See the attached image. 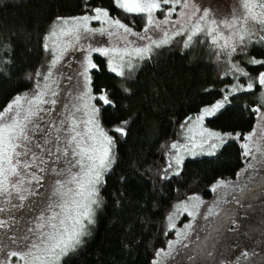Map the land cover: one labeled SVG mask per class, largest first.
Instances as JSON below:
<instances>
[{"label": "trees", "instance_id": "trees-1", "mask_svg": "<svg viewBox=\"0 0 264 264\" xmlns=\"http://www.w3.org/2000/svg\"><path fill=\"white\" fill-rule=\"evenodd\" d=\"M87 5L85 0H0V41L7 46L11 40L14 65L0 72V110L15 95L33 88L38 69L47 70L50 53L42 47L43 37L57 17L89 15L92 8L102 7L134 33L146 27L144 14L124 13L114 0H87ZM183 41L176 37L123 77L109 73L105 60L96 57L101 69L93 72L92 91L104 92L113 101L104 105L96 100L101 124L110 130L127 120L128 134H116L115 163L105 176L104 203L89 228L91 234L61 264H151L171 237L165 232L166 211L193 194L209 197L212 184L233 179L244 166L241 141L254 126L252 109L260 103L262 89L228 95L234 85L249 82L247 77L237 79L230 65L238 63L257 76L264 67L248 61L264 60V45L253 43L231 60H217V50L206 39L197 37L188 48ZM225 95L228 104L205 123L242 136L227 141L213 156L186 159L177 175L163 179L170 146L181 138V125Z\"/></svg>", "mask_w": 264, "mask_h": 264}, {"label": "snow or ice", "instance_id": "snow-or-ice-1", "mask_svg": "<svg viewBox=\"0 0 264 264\" xmlns=\"http://www.w3.org/2000/svg\"><path fill=\"white\" fill-rule=\"evenodd\" d=\"M114 4L124 13L146 15L150 28L162 29V26L172 24V31L163 29L161 39L152 40L151 45L136 47L131 51L127 47L89 49L82 62L83 92L76 97L69 94V102L65 103L58 86L53 87L57 84L53 73L69 46L80 40L82 32L108 31L110 36L121 42L127 41L128 35L135 36L136 33L119 19H111L109 12L102 7L92 8L93 15L69 19L57 17L53 22L42 44L44 51L52 56L47 70L38 69L34 73L38 79L34 80L33 88L15 95L0 110V201L12 208H19L24 207L23 202L28 196L39 195L40 200L32 202V206L42 205L39 215L35 217L34 227L29 228L22 237L13 239L16 249L9 250L8 258L0 259V264H11L12 258H16L17 264H61L63 258L80 246L85 236L91 234L89 226L96 223L97 209L104 203L101 189L106 183L105 176L115 163L116 134L119 137L127 136L128 121H120L110 130L102 126L101 109L91 104V100L98 99L104 105H112L113 101L106 93L98 97L92 95L89 73L97 65L92 62L91 52L108 56L109 70L123 76L125 67H133V56L143 59L152 52L153 45L161 47L176 36L186 37L183 41L185 48L190 47L199 35L211 37V43L217 50V60L221 56L231 60L238 50L245 51L253 43L264 45V0H235L231 11L223 17L216 16L213 11L215 4L202 6L198 0H114ZM164 5L171 7L164 13L165 18L158 21L154 13L162 11ZM85 6L88 7L87 0ZM177 6L180 8V19L172 22L169 17ZM90 21H101L109 27L89 28ZM248 63L264 67L262 59H250ZM5 65H13L11 40L7 46L0 41V72H3ZM230 69L238 74L237 79L243 76L249 82L246 86L234 85L228 90V95L264 89V71L253 77L238 63H231ZM228 95L211 107L203 108L199 115L189 117L181 125L188 133L186 140L189 143L171 145L176 150L172 158L176 165L182 163V150L197 154L195 149L203 148L209 140L223 145L242 136L241 133L210 131L203 126L206 118L215 116L225 107ZM259 100L261 106L252 109L258 122L247 135H243L241 147L245 158L264 163V111L261 110L264 95ZM109 131L113 134L110 135ZM219 145L214 142L210 147L216 149ZM248 167H254V164L249 163ZM40 188H45V192L39 193ZM24 193H28V196ZM13 198L21 204L12 205ZM180 207L189 211L187 205ZM196 207L192 205L190 214L194 215ZM6 210L0 207V212ZM2 227L4 224L0 223ZM0 251H3L2 247ZM168 255L170 253L157 251L156 257L161 260H154L153 264H162V258Z\"/></svg>", "mask_w": 264, "mask_h": 264}, {"label": "rangeland", "instance_id": "rangeland-1", "mask_svg": "<svg viewBox=\"0 0 264 264\" xmlns=\"http://www.w3.org/2000/svg\"><path fill=\"white\" fill-rule=\"evenodd\" d=\"M202 6H209L215 4L213 11L217 17H223L228 12L231 11L235 0H198ZM170 5L163 6V13L159 16V12L154 13L156 20H163L165 18L164 13L170 8ZM180 8L177 6L176 11L173 12L169 20L175 22L180 19ZM94 14V13H93ZM89 14V15H93ZM146 16V15H145ZM77 17V16H76ZM109 17L112 18L110 15ZM72 18V17H70ZM69 19V18H65ZM108 25L103 24L101 21H90L89 28L93 29H108ZM145 29H148L145 32ZM163 29H168L172 31V24L162 26V29H153L150 28L147 23L146 17V27L142 32L136 33L135 36L128 35L127 41L121 42L108 34V31L103 33L101 32H90V33H81V38L79 41H74L71 46H69L68 51L64 53L61 62L57 65L53 73V79L57 81V84H54L53 87L58 86V90L63 94L62 99L65 103L69 102V94L72 97L79 96L83 92L84 79L81 73L83 72L82 62L85 55H88V50L91 48H124L127 47L129 51L136 47H145L151 45L152 40H159L163 37ZM122 31V30H121ZM143 37V38H142ZM178 37V36H176ZM174 37L171 42L176 38ZM202 39H206L208 43H211V37H206L204 35H199ZM186 39V37H184ZM170 42V43H171ZM170 43L163 45L161 47L152 46V52L146 55L143 59L133 56L131 69L125 67L124 75L126 76L129 72L132 71L134 66L141 63L144 60L151 58L155 52ZM96 57L103 58L105 60V69L114 75L115 73L109 70L108 56L101 55L99 52H91V59L94 64L97 65L96 69H92L89 75L92 77L94 71H99L101 69L100 62ZM52 56L50 54V60ZM127 59V57H126ZM49 60V61H50ZM117 76V75H116ZM118 76V77H123ZM43 83V81H41ZM246 86V85H245ZM104 92L93 93L94 97H98ZM264 95V89H262L261 96ZM220 99L219 101H222ZM98 99L91 100V104H94L97 107ZM218 101V102H219ZM229 102V100H228ZM228 102L225 104L227 105ZM103 104V101H101ZM217 103V102H216ZM215 104V103H214ZM213 104V105H214ZM212 106V105H211ZM208 106V107H211ZM261 106L260 103L256 107ZM264 111V107L261 108ZM201 112V111H200ZM194 117L195 118L197 115ZM211 118V117H210ZM209 119L206 118L203 122V126L210 131L221 132L219 130L213 129L206 125L205 121ZM258 122V117L255 116L256 126ZM253 126V128H254ZM252 128V129H253ZM223 133V132H221ZM188 133L182 129L181 138L173 143L178 144H188L189 141L186 140ZM199 139V137H197ZM219 142L214 140H209L208 143L203 145V148L195 149L197 154H192V152L181 151L183 157L182 163L186 159L196 158V157H208L213 156L208 153L214 152L215 154L222 148L224 145H219L216 149H212L210 145L212 143ZM172 143V144H173ZM227 143V142H226ZM243 141H241L242 145ZM171 144V145H172ZM243 150V149H242ZM176 154V150L172 149L170 146L169 154L166 158L164 171L162 174L163 179H168L173 175H177L180 172L181 165H176L172 159ZM214 154V155H215ZM257 159H259V154H257ZM249 163H253L254 167L249 168ZM169 164L172 166L169 167ZM260 187L261 192H259V204H257L258 209L256 215H258L256 224L253 226L251 232H240L236 234L235 240H243L244 245L242 250L237 247L235 243H228L225 247L226 252L223 253L224 246H220V249L217 251L215 264H264V163H257L251 158H247L244 166L238 172V174L229 180H220L212 184L209 188L210 196L204 197L201 193L193 194L182 201L175 202L165 213L164 217V226L165 232L170 233L171 237L168 239L166 245L159 249L158 251L164 253H170V255L162 258V264H175L179 258L187 253L188 248H190L194 243L199 241L207 231L212 227V225L219 219L222 215L224 209L238 197V195L250 187ZM45 192V188H40L39 193ZM261 193V194H260ZM28 196V193H24ZM190 197H196V200H190ZM40 200V196H28V199L23 202L24 207L12 208L11 205H5L0 201V207H5L7 210L0 212V223L4 224V227L0 228V247L3 248V251H0V259H7V253L9 250H15L16 245L12 243L14 238L22 237L29 228L34 227L35 217L39 215V209L42 205L37 204L32 206V202ZM21 202L13 198L12 205H19ZM197 205L194 215L190 214L192 211V205ZM180 205H187L189 211H184L182 207L178 208ZM260 208V209H259ZM171 217V219H169ZM90 228V226H89ZM253 231V232H252ZM171 245V247H170ZM240 250V253H239ZM239 253V255H237ZM222 254V256H221ZM229 255V256H228ZM154 260H161V258L155 257ZM153 261L151 264H153ZM221 262V263H220ZM11 264H17L16 258H12Z\"/></svg>", "mask_w": 264, "mask_h": 264}, {"label": "flooded vegetation", "instance_id": "flooded-vegetation-1", "mask_svg": "<svg viewBox=\"0 0 264 264\" xmlns=\"http://www.w3.org/2000/svg\"><path fill=\"white\" fill-rule=\"evenodd\" d=\"M259 192H261V188L257 186L242 191L234 202L224 209L222 215L207 233L188 248L187 253L179 258L175 264H215V260L217 261L216 254L220 246H224L222 252L225 253V247L230 242L237 244V247L242 250L244 241L235 240V235L253 230L258 217L256 212L257 204H259Z\"/></svg>", "mask_w": 264, "mask_h": 264}]
</instances>
